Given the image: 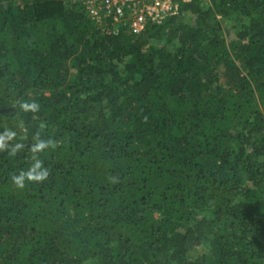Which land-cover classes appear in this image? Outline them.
I'll return each instance as SVG.
<instances>
[{
    "label": "trees",
    "instance_id": "16d2710c",
    "mask_svg": "<svg viewBox=\"0 0 264 264\" xmlns=\"http://www.w3.org/2000/svg\"><path fill=\"white\" fill-rule=\"evenodd\" d=\"M0 136V264H264V0H0Z\"/></svg>",
    "mask_w": 264,
    "mask_h": 264
},
{
    "label": "built area",
    "instance_id": "2783aa9c",
    "mask_svg": "<svg viewBox=\"0 0 264 264\" xmlns=\"http://www.w3.org/2000/svg\"><path fill=\"white\" fill-rule=\"evenodd\" d=\"M79 2L89 18L101 24L105 18L112 25L141 31L147 23H160L178 12L180 5L191 0H70Z\"/></svg>",
    "mask_w": 264,
    "mask_h": 264
},
{
    "label": "clouds",
    "instance_id": "9594fccd",
    "mask_svg": "<svg viewBox=\"0 0 264 264\" xmlns=\"http://www.w3.org/2000/svg\"><path fill=\"white\" fill-rule=\"evenodd\" d=\"M23 107L26 110L36 111L39 108V105L32 103V104L23 105ZM6 135L10 139L15 134L14 133H7ZM3 141H4V137L0 136V149H2L4 147ZM49 143L50 142L46 143V142L41 141L35 146V148L33 150L34 151L42 150L45 147H47ZM20 147H21V145H16L17 149ZM13 151H15V149H13ZM40 168H41V165H40V162L38 161L27 173H21L19 176L13 177V179H14L15 183L20 187L23 186V181L25 178H27L28 180H35V181L43 180L47 177V171L46 170L37 171V169H40Z\"/></svg>",
    "mask_w": 264,
    "mask_h": 264
}]
</instances>
